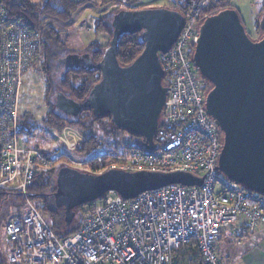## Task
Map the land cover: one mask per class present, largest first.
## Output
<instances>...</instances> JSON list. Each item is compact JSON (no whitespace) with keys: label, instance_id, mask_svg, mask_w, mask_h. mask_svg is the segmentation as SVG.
I'll return each instance as SVG.
<instances>
[{"label":"built area","instance_id":"built-area-1","mask_svg":"<svg viewBox=\"0 0 264 264\" xmlns=\"http://www.w3.org/2000/svg\"><path fill=\"white\" fill-rule=\"evenodd\" d=\"M210 1L185 10L171 1L185 24L171 48L159 54L167 92L154 149L123 147L88 159L100 163L98 173L186 172L202 178L201 185L168 184L130 199L107 191L82 207V221L68 235L54 231L26 190L61 159L20 139V100L25 76L39 61V34L8 20L0 3V189L23 200L3 226L7 264H223L217 245L226 230L243 227L244 237L232 239L239 246L264 228V196L217 169L222 136L206 112L203 80L191 58ZM66 130L50 134L73 151L83 139Z\"/></svg>","mask_w":264,"mask_h":264},{"label":"water","instance_id":"water-1","mask_svg":"<svg viewBox=\"0 0 264 264\" xmlns=\"http://www.w3.org/2000/svg\"><path fill=\"white\" fill-rule=\"evenodd\" d=\"M184 24V15L169 7L118 12L109 46L99 62L93 64L87 54L76 53L59 60L64 67L96 69L100 79L82 102L57 92L56 108L72 117L91 110L97 117L109 118L117 129L139 137L146 150H153L167 92L159 54L171 48ZM258 27L261 35L252 40L235 8L207 15L199 25L191 58L210 85L205 109L222 136L217 169L230 181L264 196V11ZM134 32L141 33L143 50L131 63L121 65L116 57L117 40ZM75 173V185L66 186L58 178L53 194L66 226L72 221L73 209L83 201L75 196L79 191L88 203L107 191L130 199L168 184L202 183V178L186 172L109 169L98 174Z\"/></svg>","mask_w":264,"mask_h":264},{"label":"trees","instance_id":"trees-1","mask_svg":"<svg viewBox=\"0 0 264 264\" xmlns=\"http://www.w3.org/2000/svg\"><path fill=\"white\" fill-rule=\"evenodd\" d=\"M89 0H43L39 3L33 2L31 0H20L19 2L13 3L12 0H0V3L4 6L6 11V17L8 20L21 22L25 25L26 29L31 32H40L42 38V47H43V59L41 62L39 61L38 65L34 67V70H39L44 75L45 80V99L48 102L50 96L54 94L52 87V79H51V71L49 68V59H50V48L55 47L56 49H61L65 51V56L68 54H87L90 59V62L95 64L99 62L101 59L104 50L109 46L110 39L113 33L112 21L114 16L120 11H132L138 9H144L139 7L138 4L141 0H105L103 3L113 4L114 6L110 8L107 12L99 15L94 19V31L95 33H100L103 36V41L93 40L88 43L81 50L75 49H66L65 43L61 38L62 30L55 28L52 25H49L47 20H56L61 23L71 22L74 15L81 7L85 6ZM200 0H184L180 2L181 10H185L188 8H192L196 5ZM225 8H235L230 0H212L210 1L201 12V20L207 15L214 14L221 9ZM236 9V8H235ZM237 10V9H236ZM264 11V1L262 7L259 11L258 18L254 21L253 26L255 28L257 39L260 37V30L258 27V19L261 13ZM143 42L141 39L140 32L134 33H124L117 40V50L116 57L118 62L121 65H126L131 63L143 50ZM64 58V57H63ZM66 71L60 82V90L64 96L71 98L77 102H82L88 96L90 89L96 84L100 79V72L96 69L89 68L87 65L79 66V67H65ZM203 80V78H202ZM204 84V81H203ZM207 86L203 85L202 90L206 92L210 85L207 82ZM56 96V94H55ZM55 105V104H54ZM20 132L30 135L35 126V121L31 119L30 115L26 113H21L20 110ZM68 116V115H67ZM72 117V116H70ZM74 120H69L65 114L55 108H49L48 112L45 115L44 122L48 126L49 129H56L60 131L65 125H73L80 128L82 134L85 139L77 148V153L81 155H87L91 152L101 149L103 145V139L97 138L95 134H93V125L99 126V132L102 131L104 133V138L108 136H115L116 132L122 131L121 129H117L111 123L109 118L106 117H97L92 113L91 110H83L76 117H72ZM100 119V120H99ZM106 119L108 124H104L101 120ZM105 125V126H101ZM25 122L27 123L25 125ZM24 124V127H22ZM107 132V133H106ZM23 133V135H24ZM106 133V134H105ZM127 133V132H125ZM128 135L135 138L134 143H124V148H136L140 150H145L142 145V140L139 137L133 136L129 133ZM116 139V138H115ZM42 151V153L46 156L54 155L55 152H48L47 150H42L39 147L35 146ZM114 149H118L117 145H114ZM87 172H81L86 174H95L102 166H100L99 162L89 161L86 165ZM79 172V171H78ZM52 172H47L41 174L39 176H35L31 183L27 187V193L30 199L37 205L38 209L42 214L46 215V218L50 222V225L54 229V231L59 234L58 228L59 226L64 224V214L63 211L59 212V208H57L54 204V199L51 207V203L46 199L45 193L48 191L50 187V179ZM12 192L5 191L0 189V223H1V212L4 206V203L10 197ZM102 198V197H101ZM94 199V200H99ZM93 199L90 201H94ZM23 204V200H21V205ZM7 220H5L6 222ZM3 223V226L5 224ZM2 226V227H3ZM77 229V228H76ZM75 229V230H76ZM75 230H72L67 233H63V235H68L73 233ZM4 260L5 252H4ZM0 264L2 262L0 261Z\"/></svg>","mask_w":264,"mask_h":264},{"label":"rangeland","instance_id":"rangeland-1","mask_svg":"<svg viewBox=\"0 0 264 264\" xmlns=\"http://www.w3.org/2000/svg\"><path fill=\"white\" fill-rule=\"evenodd\" d=\"M33 2H40L42 0H31ZM95 2H98L97 5L94 4ZM105 0H89L88 3L78 9L76 14L74 15L71 22L68 23H61L56 20H47L46 22L49 23V25L54 26L55 28L61 29V38L65 43L66 49H75V50H81L86 46V44L90 43L93 40L103 41V36L101 34L95 33L94 31V19L98 17L100 14L104 13L108 9H110L113 5L107 4L105 5L103 3ZM161 1V0H156ZM171 1H174L176 3H179L178 1H184V0H162L158 7H167L173 8L178 10V8L173 7V4ZM232 5H235L240 9V16L243 20V25L245 27L246 32L250 36L252 40L257 39V34L255 31V28L253 26L254 19L253 17L258 18L259 12H257L256 3H254L252 0H231ZM164 5V6H163ZM85 7V8H84ZM258 13V14H257ZM253 19V20H252ZM39 34V61L43 59V47H42V38L41 33ZM65 51L61 49H56L55 47L50 48V59L48 61L49 68L51 71V79H52V87L54 94L50 96L48 102L50 103V106H48L46 99H45V80L44 75L39 70H34V67H36L39 63V61L36 63V65L26 74L25 76V82H24V89H23V95L20 100V110L21 113H26L30 115L31 119L35 121V126L32 130V133L30 135L21 133L20 139L22 143H25L26 145L32 146V147H39L42 150H47L48 152H55L54 155H61V159L55 164V167L50 170L49 172H52L50 179V187L48 191L45 193V196L47 200L50 201L51 207L53 203V192L55 191V177L57 170L60 167H67L74 170H77L79 172H87V163H89L88 159H91L93 156L97 154H103L105 152L114 150V145L118 146V149L115 150H121L123 148V144L126 143H134L135 138L128 135L125 132L118 131L116 132L115 136H108L104 138V133L102 131L99 132V126L93 125V134L97 136V138H100L103 141V145L101 149L96 150L94 152H91L87 155H81L77 153V148L80 146V144L84 141L85 137L82 134L80 128L73 126V125H65L61 130L64 128H67V132L71 131L70 133H74L76 135L79 134V138L82 137L83 141H79V144L75 147V149L68 150V148L60 142L57 138H54L50 134V130L48 126L44 122V118L46 113L48 112L49 108H55V94L60 90V82L65 74V67L59 62L60 59L65 57ZM200 78H202L200 76ZM205 87L208 85L207 82L203 79ZM69 120H74V118L65 115ZM100 120V119H99ZM102 123L108 124L106 119L101 120ZM100 123V121H99ZM27 123L25 122V125ZM101 124V123H100ZM24 127V124H22ZM101 126H105L102 125ZM61 130L54 131L61 133ZM107 133V132H106ZM105 133V134H106ZM116 138V139H115ZM70 152V153H69ZM75 162H84L83 165H76ZM99 171V170H98ZM98 171L95 174H98ZM215 190H219V186L215 187ZM22 198L17 192H12L10 194V197L8 200L4 203V206L2 208L1 212V223H0V261L2 264H7L4 260V249H5V238L3 233V223L5 220L10 218L12 215H15L17 212H19L22 208L21 205ZM95 202L97 200H94ZM38 203L37 205H39ZM87 204V203H86ZM23 205V204H22ZM83 207V206H82ZM81 208H74L73 209V217L71 223L64 227L63 225L59 226L58 232L59 234L63 235V233L70 232L72 230H75L78 226V224L82 221V211ZM59 212H62V209H58ZM44 215V214H43ZM46 217V215H44ZM239 247V246H236ZM235 255H232L231 253L228 254L225 261H227L229 264L231 262H234Z\"/></svg>","mask_w":264,"mask_h":264},{"label":"crops","instance_id":"crops-1","mask_svg":"<svg viewBox=\"0 0 264 264\" xmlns=\"http://www.w3.org/2000/svg\"><path fill=\"white\" fill-rule=\"evenodd\" d=\"M19 1L20 0H12L13 3H16ZM161 1L141 0L140 3L138 4V6L142 7V8L158 7L159 6L158 3H160ZM168 1H170V0H168ZM227 1H229V0H227ZM252 1L254 3H256L255 6L257 8V12H259L261 7H262L264 0H252ZM178 2H182V1H178ZM231 2L232 1L230 0V3ZM37 3H39V2H37ZM94 4L97 5L98 2L94 1ZM233 6L237 9V11L240 15V9H238V7L235 5H233ZM167 7H170V6H167ZM107 11H105V12H107ZM240 18H241V16H240ZM255 18L256 17H253L254 21L256 20ZM241 20H242V18H241ZM242 22H243V20H242ZM244 234L245 233H244L243 227L241 225H236L235 228H231L229 230H226L223 233V236L217 245V252L221 256L223 264H229L227 261H225V259L227 258L228 254H230V253L232 255H235V258H234V260H236L235 264H264V228H261L255 232L247 235L245 237V239L243 240L242 244L239 245V247L233 248V247H235L234 243L232 242L233 237L239 236L241 238V237H244ZM230 264H234V262H231Z\"/></svg>","mask_w":264,"mask_h":264},{"label":"flooded vegetation","instance_id":"flooded-vegetation-1","mask_svg":"<svg viewBox=\"0 0 264 264\" xmlns=\"http://www.w3.org/2000/svg\"><path fill=\"white\" fill-rule=\"evenodd\" d=\"M73 64H74V66H77V65H79L78 63H74V62H72ZM79 66H81V65H79ZM78 66V67H79ZM83 67L85 66V65H82ZM75 171L77 172V170H74V169H71V168H67V167H60L58 170H57V173H56V177H55V190H56V181L58 180V178H61L62 179V181L64 182V184L66 185V186H70V187H72V185H75V183L74 182H76V180H77V176H76V173H75ZM74 183V184H73ZM55 192V191H54ZM54 192H53V194H54ZM52 194V195H53ZM75 196L77 197V198H79L80 200H82L83 199V201L81 202V204L80 205H78L76 208H81L82 206H84L85 204H86V196H85V194H84V192H81V191H79V192H76L75 193ZM53 199H54V196H53Z\"/></svg>","mask_w":264,"mask_h":264},{"label":"bare ground","instance_id":"bare-ground-1","mask_svg":"<svg viewBox=\"0 0 264 264\" xmlns=\"http://www.w3.org/2000/svg\"><path fill=\"white\" fill-rule=\"evenodd\" d=\"M102 172H104V171H102ZM101 171H100V173H102Z\"/></svg>","mask_w":264,"mask_h":264}]
</instances>
